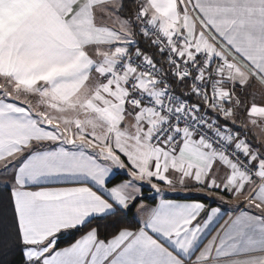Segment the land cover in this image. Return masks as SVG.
<instances>
[{"label": "snow or ice", "instance_id": "snow-or-ice-1", "mask_svg": "<svg viewBox=\"0 0 264 264\" xmlns=\"http://www.w3.org/2000/svg\"><path fill=\"white\" fill-rule=\"evenodd\" d=\"M0 264H264V0H0Z\"/></svg>", "mask_w": 264, "mask_h": 264}]
</instances>
